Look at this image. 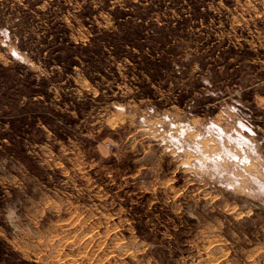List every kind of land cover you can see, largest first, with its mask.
Here are the masks:
<instances>
[{
    "label": "rangeland",
    "instance_id": "obj_1",
    "mask_svg": "<svg viewBox=\"0 0 264 264\" xmlns=\"http://www.w3.org/2000/svg\"><path fill=\"white\" fill-rule=\"evenodd\" d=\"M0 264H264V0H0Z\"/></svg>",
    "mask_w": 264,
    "mask_h": 264
},
{
    "label": "trees",
    "instance_id": "obj_2",
    "mask_svg": "<svg viewBox=\"0 0 264 264\" xmlns=\"http://www.w3.org/2000/svg\"><path fill=\"white\" fill-rule=\"evenodd\" d=\"M11 133H12V132H11ZM11 133H10V134H11ZM14 138H15V137H13V135H9V138H8V139H9L10 141H12V140H14Z\"/></svg>",
    "mask_w": 264,
    "mask_h": 264
},
{
    "label": "bare ground",
    "instance_id": "obj_3",
    "mask_svg": "<svg viewBox=\"0 0 264 264\" xmlns=\"http://www.w3.org/2000/svg\"><path fill=\"white\" fill-rule=\"evenodd\" d=\"M120 248V247H119Z\"/></svg>",
    "mask_w": 264,
    "mask_h": 264
}]
</instances>
